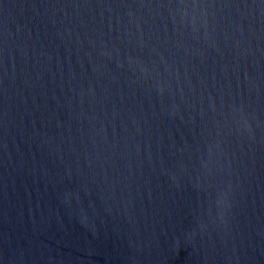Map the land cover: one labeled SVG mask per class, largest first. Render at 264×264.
Here are the masks:
<instances>
[{
  "label": "water",
  "instance_id": "water-1",
  "mask_svg": "<svg viewBox=\"0 0 264 264\" xmlns=\"http://www.w3.org/2000/svg\"><path fill=\"white\" fill-rule=\"evenodd\" d=\"M0 264H264V0H0Z\"/></svg>",
  "mask_w": 264,
  "mask_h": 264
}]
</instances>
